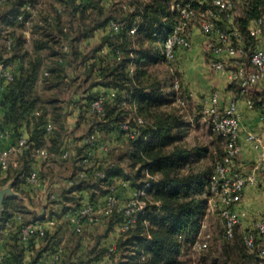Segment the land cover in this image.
<instances>
[{"label":"trees","instance_id":"trees-1","mask_svg":"<svg viewBox=\"0 0 264 264\" xmlns=\"http://www.w3.org/2000/svg\"><path fill=\"white\" fill-rule=\"evenodd\" d=\"M59 1L61 5L54 14L43 15L35 0H5L0 4V62L13 65L15 59L21 60L20 74L15 72L13 80L5 81L0 94L6 108L0 128L12 129L13 143L22 136L30 142L28 150L17 155L15 167L0 169V188L13 181L17 193L3 201L0 249L4 264H42L56 253L59 256L55 264H97L101 260L108 264H186L181 260L182 252L198 236L211 196L210 181L225 148L215 154L212 172L194 167L206 149L184 143L186 119L176 108L168 107L178 97L166 90L165 81L156 74V65L167 63L170 70L175 61L164 54V35L179 18L170 7L174 0H120L119 6L126 11L123 19L105 16L102 0ZM179 1L190 3L196 13L200 9L206 14L213 6V0ZM239 2L238 16H232V9L230 20L227 15L223 17L229 21L226 28L234 24L243 36V55L247 59L256 49V38L250 35L249 27L264 18V0ZM27 3L37 10L33 19L25 8ZM66 6L71 7L72 19L77 18L75 27L74 22L68 26L62 20ZM89 8L95 13L91 20L85 17ZM21 13L23 21L18 19ZM114 21L121 23L117 32L111 27ZM220 22L224 25L222 17ZM134 27L136 32L132 34ZM98 31L101 37L95 39ZM233 84L237 96H242L240 87ZM101 94L108 95L102 115L91 110L92 102ZM263 95L264 89L249 91L246 97L260 109ZM189 97L185 95L186 101ZM80 102H85L79 108L86 115H81L79 121L95 119L87 135L76 137L67 110ZM124 123L134 129V137L125 136L121 130ZM211 132L225 147L224 138ZM92 135L94 139L86 141ZM39 148L49 154L44 161L35 155ZM101 149L103 155L99 156ZM66 150L69 156L64 158ZM40 161L70 170L61 191L47 194L50 212L46 210L45 214L31 206L40 190L37 183L29 182L32 172H38L42 185L48 178L45 169L38 168ZM141 189L146 192L147 205L124 232L119 229L126 220L124 209L117 208L108 216L112 223L93 244L85 241L99 223L76 231L67 218L71 210L87 203H104L113 190L120 198L131 190L130 199L135 190ZM47 216L56 224L48 226L43 236L33 232L29 239L22 238L25 224ZM238 226L233 239L225 236L224 228V264H259L264 257L259 256L257 248L264 241L257 235L256 246L249 249L244 241L247 230L241 233ZM65 230H69L67 236ZM111 232H117L118 238L108 246L105 241Z\"/></svg>","mask_w":264,"mask_h":264},{"label":"built area","instance_id":"built-area-1","mask_svg":"<svg viewBox=\"0 0 264 264\" xmlns=\"http://www.w3.org/2000/svg\"><path fill=\"white\" fill-rule=\"evenodd\" d=\"M5 0H0L3 4ZM120 1V0H119ZM127 7V2H124ZM234 6V0H213V6L209 7L206 12V17L201 21L202 31L209 37L208 47L212 54L211 67L217 72L225 75L232 83L240 87V93L248 101L250 107H253V101L246 97L252 87L264 83V47L260 44L256 47L253 53L244 58V38L238 29H223L219 26L223 15H227L228 20L231 19V11ZM171 9L178 12L179 18L172 30L164 35L165 46L164 54L169 61H174L179 49H190L192 47V22L196 17V10L190 3H183L179 0H174L171 3ZM25 8L30 12V19L37 16V10L27 3ZM19 20H24V14L18 16ZM30 25V21H27ZM113 31L120 30L121 23L114 21L111 24ZM233 28V27H231ZM136 32V27L131 30V33ZM28 37L30 31L27 32ZM249 33L256 39L264 37V18H259L253 21L249 27ZM11 40H8V44ZM67 48V47H65ZM225 57L232 58V62L228 63ZM173 71V66L170 67ZM15 76V69L12 65L6 64L4 61L0 62V94L5 81L13 80ZM176 90L179 89V83L174 84ZM114 95V93H112ZM108 95H99L92 104L91 110L97 111L100 115L103 113V104ZM177 102L181 105L186 103L185 98L178 97ZM220 95L213 93L209 104L204 109V114L210 119L211 130L218 136L225 140V154L221 161H218L215 166V171L210 181L211 196L209 199L210 205L219 211L225 228V236L228 239H233L235 235V228L240 223V214L236 207L241 203L245 188L248 184H255L258 181L257 170H261L262 182L264 189V95L261 98V131L256 134L252 131L247 133V139L254 147L261 148L262 153L260 161L247 174L234 168V163L240 157L242 146L240 143V128H241V114L238 110L237 100L233 99L225 107L223 111L219 109ZM138 122L143 120L138 118ZM48 129H52L49 125ZM121 130L126 137H134L135 131L128 124L124 123ZM2 136V133H0ZM94 139V135L87 138L86 141ZM30 147V142L27 136H22L15 143L7 148L0 150V169L8 170L10 167L17 165V159L14 156L23 154ZM106 149V147H105ZM35 155L40 160H46L49 156L44 148L35 149ZM69 156V150L63 153V157ZM29 182H38V172L33 171L29 177ZM127 185V183H124ZM150 183L147 184V187ZM145 190H135L133 195L128 200L124 208L119 207L120 197L115 192L111 191L102 204L87 203L79 208L71 210L67 214V218L71 222L76 231H82L86 225H96L100 223L104 217H108L118 208L124 209L126 220L119 226L120 231H126L133 225L138 217V212L144 209L147 205L145 197ZM20 218V217H19ZM56 224L55 219H50L48 216L45 220L34 223H27L21 229V235L24 240L29 239L31 233L38 232L43 236L48 226ZM203 224L199 230L198 236L190 245L195 251H204L208 248L209 241L200 237ZM259 238L264 241V212L261 217L254 223L253 227L247 230L244 234V241L249 249L256 246V239ZM263 243V242H262ZM257 251L259 256L264 257V246L260 243ZM59 254L56 253L46 258L42 264H55ZM0 264H4V255L0 249ZM97 264H108L106 260H101Z\"/></svg>","mask_w":264,"mask_h":264},{"label":"rangeland","instance_id":"rangeland-1","mask_svg":"<svg viewBox=\"0 0 264 264\" xmlns=\"http://www.w3.org/2000/svg\"><path fill=\"white\" fill-rule=\"evenodd\" d=\"M37 1V10L41 14L45 13H55L56 7L60 4L59 0H35ZM240 0H234V6H233V12L232 16H238L240 14ZM63 5V4H62ZM101 5L104 6L105 10V16H112L114 15L118 19H123V17L126 15V11H123L121 7L119 6V0H102ZM1 11V10H0ZM71 7L66 6L63 8V14H62V20L64 21L65 25L70 26L71 22H74V27L77 23V18L72 19L71 14ZM128 14V12H127ZM86 19H93L95 18V13L92 8H89L85 12ZM206 17V14L202 12L200 9H197L196 17L192 22V29L194 27L201 29V21ZM72 19V20H71ZM222 19L224 20V25L220 22L219 26L223 29H237L234 24H229V27H225L227 23H229L228 20H226L225 17L222 16ZM233 19V18H232ZM88 20V21H89ZM228 21V22H227ZM230 23H233V20L230 21ZM232 25V26H231ZM233 27V28H231ZM28 34V33H26ZM102 32L98 31L96 38L99 39L101 37ZM93 41V40H92ZM256 45H262L264 47V37H259L255 39ZM2 44V41L0 39V46ZM193 44V43H192ZM193 46V45H192ZM206 51H208V73L209 77L213 80H215V83H221V77H219L217 74V71L211 67V59L212 56L209 55V47L208 43L206 45ZM250 51H248L249 53ZM225 60L228 63L232 62V58L225 57ZM180 62L179 60H175L173 62V68L174 71L171 72L169 70V65L167 63L165 64H158L155 66L156 74L161 77L165 81L166 90L168 91H174L176 97L185 98V95H190V97L187 99L186 103L184 105H181L179 102H174V104L168 106L176 108L180 113H182L186 119L187 126L185 131V137H184V143L187 144L190 147L194 146H200L204 149H206L203 153V157L194 164V167L203 169V170H210L211 172L214 170V156L215 154L222 153L224 149L223 142L215 137L211 130H210V119L204 114L203 104L199 101V98L202 101L203 96L206 97V95L198 96L197 92L193 88H189L188 85L185 82V78L188 80L190 79V76L186 75L184 76V71L180 70L181 67H179ZM178 82L179 83V89L176 90L174 87V84ZM230 84L229 82H226V85ZM234 86V85H233ZM217 90V91H216ZM213 93L219 94V87H214L212 89ZM85 102H80L79 104H73L71 107L69 106L67 110V120L69 121V124L71 128L75 131V136H85L89 133V125L94 121L95 118L91 117L88 122L82 121L79 119L82 116H85L82 111L80 110V106L83 105ZM82 115V116H81ZM90 116L88 115V118ZM103 149L98 151L99 156L103 155L102 152ZM45 166V172L48 175L47 180L49 181H59L60 183L65 184L64 180L67 176L70 175V170H68L64 165H52L51 163L44 164ZM57 173V174H56ZM54 193L60 192L61 187L53 189ZM39 191V190H38ZM39 193L36 194L35 199L32 203V208L35 209L40 214H43L44 210H47L50 212V204H43L38 200ZM128 192H123L122 197L120 198L119 207L124 208L126 204L128 203ZM209 199L207 201L206 206V214L203 218L202 224L204 225L200 234L201 238H206L209 241L208 248L204 251H195L191 247V245H186L184 247V250L181 255V260L186 264H224V261L226 259L225 254V247L226 242L224 238V222L223 219L219 213L209 203ZM49 205V206H48ZM115 219H113L114 221ZM112 223V218L108 217L105 219V222L103 224L99 223L93 228V232L89 234L88 240L85 241V243L93 244V241L99 235L100 233H103L108 225ZM240 232V231H239ZM69 233V230H65L64 234L67 236ZM115 240V236H113L112 232L110 233L109 237L106 239L105 244L108 246L113 245V241ZM232 245V244H231ZM233 255H236V252L232 253ZM259 264H264V258H261Z\"/></svg>","mask_w":264,"mask_h":264},{"label":"crops","instance_id":"crops-1","mask_svg":"<svg viewBox=\"0 0 264 264\" xmlns=\"http://www.w3.org/2000/svg\"><path fill=\"white\" fill-rule=\"evenodd\" d=\"M209 37L198 28L194 27L192 29V47L190 49H179L177 52V60H179L180 70L182 69L185 73L184 76H190V79L185 78V82L189 88H193L197 92L198 96H203L202 101L199 98L201 104H203V108H205L213 95L212 89L214 87H219V95H220V104L219 109L223 111L225 107L229 104V102L233 99L237 100L238 110L241 114V128H240V143L242 146V151L240 157L234 163V168L241 171L243 174H247L250 171L254 170L258 162L260 161L262 149L256 148L254 145L248 141L247 133L252 131L256 134H259L261 131V111L260 109H256L254 107H250L248 101L243 96H237L236 89L234 84L223 74L217 72L218 76L221 77V83H215V80L209 77L208 73V51H206V45L209 41ZM28 46H30V37H27ZM210 52V50H209ZM209 55L212 56L211 52ZM175 59V60H176ZM15 69V72L20 74V66L21 60L19 58L15 59L12 65ZM181 70V71H182ZM226 82L230 84L226 85ZM264 89V83H260L251 88V93L258 92ZM217 91V90H216ZM6 112V108L2 106L0 101V121L3 119L4 114ZM69 122V121H68ZM25 131V128H22ZM0 150L9 147L14 142V132L9 128H0ZM76 134V133H75ZM17 159V156H14ZM39 169H45L43 165V161H40L38 164ZM57 174V173H56ZM258 181L255 184H248L245 188L242 201L236 207V210L240 214V223L238 229L241 233L245 230H249L253 227L254 223L261 217L264 212V189L262 182V174L261 170H257ZM6 173L2 174L4 177ZM12 182L10 181L4 187L0 188V198L2 197V193L5 190L11 192L12 195L17 194L14 192L12 188ZM63 183L59 181H49L47 180L43 185L38 183L36 185L40 188L38 200L46 204L47 194L51 191L54 192L53 189L62 187ZM9 192L5 193V197L8 196ZM130 195L132 191L128 192ZM54 196V195H52ZM47 213L44 210L43 214ZM113 236H115V240L113 244H115L118 233L112 232ZM264 246V242L262 243Z\"/></svg>","mask_w":264,"mask_h":264},{"label":"water","instance_id":"water-1","mask_svg":"<svg viewBox=\"0 0 264 264\" xmlns=\"http://www.w3.org/2000/svg\"><path fill=\"white\" fill-rule=\"evenodd\" d=\"M9 192L8 190H5V192H3L2 194V197L0 198V218H1V214H2V211H3V201H4V198H5V193ZM9 195H12L11 192L8 193Z\"/></svg>","mask_w":264,"mask_h":264}]
</instances>
